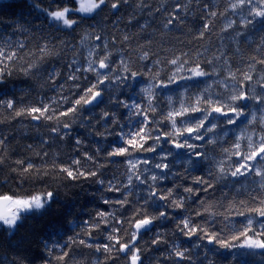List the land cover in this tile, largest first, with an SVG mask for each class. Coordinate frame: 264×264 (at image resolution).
<instances>
[{"label": "snow or ice", "instance_id": "1", "mask_svg": "<svg viewBox=\"0 0 264 264\" xmlns=\"http://www.w3.org/2000/svg\"><path fill=\"white\" fill-rule=\"evenodd\" d=\"M0 264H264V0H0Z\"/></svg>", "mask_w": 264, "mask_h": 264}, {"label": "trees", "instance_id": "2", "mask_svg": "<svg viewBox=\"0 0 264 264\" xmlns=\"http://www.w3.org/2000/svg\"><path fill=\"white\" fill-rule=\"evenodd\" d=\"M5 2H8V0H5ZM78 131H81V132H82V130H78ZM256 259L258 260V259H259V257H257Z\"/></svg>", "mask_w": 264, "mask_h": 264}]
</instances>
